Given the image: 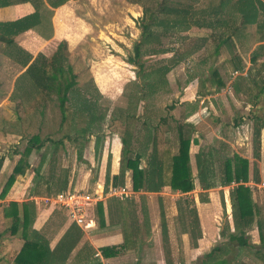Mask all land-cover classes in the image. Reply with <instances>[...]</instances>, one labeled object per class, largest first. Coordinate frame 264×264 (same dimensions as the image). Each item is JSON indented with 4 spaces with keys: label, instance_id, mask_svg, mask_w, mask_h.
<instances>
[{
    "label": "rangeland",
    "instance_id": "obj_1",
    "mask_svg": "<svg viewBox=\"0 0 264 264\" xmlns=\"http://www.w3.org/2000/svg\"><path fill=\"white\" fill-rule=\"evenodd\" d=\"M141 1L145 5H152L150 0ZM229 1L225 0L221 8L228 7L225 11H231V17L226 18L224 14L217 13L212 16L204 15L205 20L211 21L210 26L201 23V26H196L197 28L195 25H191L187 30L182 31H161L157 27H151L147 33L157 36V42L150 39L142 45L141 60H139L143 65L140 69L126 60L132 54L133 43L140 39L139 19L142 16V11L139 4L126 0H67L62 11L58 13L59 17L64 16L65 18V23L61 24L59 31L61 35H66L70 39L69 43L72 45L66 63L70 65L72 73L75 75L76 85L82 88L94 84L96 91H100L101 97L98 100L100 108L105 110V116L97 124L100 128L97 129L93 125L92 133L86 134L88 137L81 132L83 119L78 117L77 109L67 110L68 113L70 112L69 119L60 123V115L56 103H54L52 112H49V116L44 118L45 124L38 134L40 138H45V133L51 136L50 139L62 138V145L67 149L64 153L59 152L56 156L57 166L54 168L60 176L58 177L63 179L64 175L57 169L63 173V171H67L63 168L64 166L70 167V175H73L75 183L65 190L76 188L87 193H94V191L99 193L100 188H104L106 173L110 176L109 166L112 163L117 167V174L120 172L123 165L121 146L115 155L112 154L110 141L107 145L106 138L110 140L111 137L117 135L120 138L124 124L131 132L128 146L130 152L127 154L131 156L135 151L143 148V127L145 126L143 123L145 122L149 124L152 121L156 125L160 118L169 120L171 117V120L168 121L171 126L174 125L172 121H177L179 124L185 123L181 125H184V130L190 132L192 144L189 157L194 187L188 192L173 195L171 200H169V194L159 195L160 200H157L154 194L150 195L148 200L144 199L142 207L151 210L152 215L148 216V232H144L143 229L142 218L146 219L147 216L143 214L141 217V200L138 199L140 194L133 193L137 191L130 189L127 170H123L122 184L119 186H124L131 192L129 198L126 199L132 198L129 208L132 213L136 212V214L134 213L136 216L133 217L130 214V218L131 221L134 218L136 223L138 221V226H133L134 245L136 243V250L132 251L133 255H144L143 250H146L153 252L156 256L166 254L171 257L172 264H200L205 252L221 241L226 242V247L230 250L225 256L228 261L231 262V256L236 253L237 261L232 259L233 263L263 264L250 256L249 253L234 251V244L226 240L228 231L232 229L229 185H219L218 181L221 174L220 162L225 156H231L234 148L240 153L239 155L245 156L249 162H255L257 165V159L254 158L253 153L258 151L259 154L261 143L264 145V89H259L264 86V40H259V36L264 35V0H260L261 7V4L256 2L260 10L255 21L246 23L242 25L243 27L238 26L239 17H237L236 5L241 1L246 3L250 0H231L230 6H227ZM160 7L164 11H168L171 10L173 4L162 0ZM235 17L238 20L237 24L235 21L233 22ZM231 27L235 28L229 33ZM224 29L229 38L221 45L219 52L212 55L213 39ZM202 38L204 39L201 40ZM158 48L162 50L157 51ZM49 51L50 49H47L46 53ZM251 58L254 61H251ZM172 59H177V61L171 64ZM157 65L170 66L162 78L156 80L155 91L149 92L144 84L151 83L154 77L146 76L144 78L141 74L148 73ZM3 66L4 73H1L4 74L3 77L12 79L17 68L7 62ZM211 69H215L224 82V85L218 89L216 83L210 84L209 71ZM19 82L23 83V80L19 79ZM0 92L2 93L0 95L1 114L6 116L13 114V104L8 100L7 102L3 101V98L7 97L10 92L9 87H1ZM11 95L13 94L11 93ZM140 95L143 96L137 97ZM31 97L30 102L35 105L40 102L42 95L31 92ZM24 100H22V104H27ZM127 103H130V117L120 116L118 111H116L114 119L109 117L111 110L125 107ZM16 104L19 114H23L20 101ZM195 113H201L200 116L204 118L199 120L198 116H195L199 121L194 125V118L188 120L189 118L185 119L184 115ZM24 114L26 118L32 119V116H36V109L33 112L27 110ZM52 116L53 118H51ZM236 120L238 124L234 126ZM58 125H60L61 131L51 134ZM165 125L160 124L158 131L155 132L157 148L159 151L162 148H169V151L172 152L176 148L174 131L168 130ZM23 127L25 126L23 125ZM258 127L260 129L257 136L255 130ZM25 130V136L17 137L15 134L13 137L9 136L3 141L0 140V155L6 157L3 162V178L7 177V171L20 155L27 138L37 132L35 126H28ZM67 134L71 135V141L63 138ZM96 134L102 136L97 155L94 154ZM88 139L92 149L86 151L83 149ZM256 142L258 143L257 150H255ZM47 144L42 146V150ZM72 144L74 147L78 146L77 153L74 152ZM149 146L148 144L147 149ZM46 152L48 151L43 153L46 154ZM207 153H210L211 157ZM35 159L31 160L33 165H35ZM207 160L210 161L208 164L210 170H207ZM140 164L144 167L145 159H142ZM257 169L258 176L264 183V161ZM209 191L216 192L214 201L216 213L207 216L206 212L202 213L201 209L199 210L198 205L201 202H207ZM141 195L145 197V194ZM102 197L100 201L105 199L104 192ZM251 199L259 206L264 229V187L260 183L251 188ZM95 204H91L87 209L91 217H93ZM64 216L66 217L65 213ZM199 217L202 219L203 227L210 229L212 233L209 238L210 242L212 235L215 236L217 232L218 237L215 238V242L199 246L201 239ZM191 219H195L196 225H198L194 231V240L190 239L188 233L182 232V227L185 224L187 229L189 228ZM1 221L0 241L10 242L11 235L7 230L9 220L3 218ZM92 221L90 222L91 226L93 225ZM73 223L69 220L73 237H77L78 241L81 232ZM192 224L195 226V223ZM151 225L153 229L149 231ZM254 228L247 229L246 237L250 243L258 245L260 242ZM220 232H223L224 235L221 236ZM164 250L167 253H164ZM14 254L15 252L12 257ZM8 261L9 259H6L5 264ZM128 263L133 262L130 260ZM57 264L67 263L59 260Z\"/></svg>",
    "mask_w": 264,
    "mask_h": 264
},
{
    "label": "trees",
    "instance_id": "obj_2",
    "mask_svg": "<svg viewBox=\"0 0 264 264\" xmlns=\"http://www.w3.org/2000/svg\"><path fill=\"white\" fill-rule=\"evenodd\" d=\"M65 1L67 0H0V7L28 2L33 8L31 13L23 15L15 20L0 22V42L3 43L1 50H3L6 56L12 61L25 67V69L15 78V88H13L12 98L19 97L18 99L23 111L29 110L30 112H33L36 109V116H32V119L30 117L26 118L25 116L22 122L29 127L36 126L39 131L45 124L42 120L46 117L48 113L47 111H52V102H56V107L60 115V123L65 119H69L70 112L68 113L67 110L77 109L78 117L83 119L81 132L86 135L92 133L93 125L96 126L97 129L100 128L97 124L105 116V110H101L100 108L98 100L101 95L96 91L97 89L94 84L90 87H77L74 80L75 75L72 73L70 65L66 63L68 55L66 41L60 40L55 50L47 57L44 67L38 69L29 63L30 54L17 46L12 39V36L15 34L28 29L35 31L40 36L44 37L46 32L50 29L49 17L52 13V8L63 4ZM126 1L137 3L141 6L142 16L139 19L140 39L133 43L132 54L126 58L129 63L138 66L140 69L143 65L142 61H140L142 45L150 39L157 42V36H152L147 33L151 27H157L161 31H182L187 30L190 25L186 22L185 14L179 16L177 13L169 10L164 11V9L160 7L162 0H150L152 5H145L141 0ZM256 1L258 0H251L246 3L241 1L237 3V17L240 19L238 26H242L246 23H253L255 21L260 9L258 5H256ZM258 4H261L260 1H258ZM261 6L262 4L260 7ZM172 14H176V17L178 18L171 23L169 22L171 20L168 19L167 15ZM237 17H235V19ZM192 24L195 26H201V24L196 22ZM202 24L210 26L211 22ZM235 27H231L229 33H231ZM225 32V29L222 30L221 33L213 39L214 45L212 47V55H216L219 52L221 45L228 40L229 35L226 36ZM260 37L263 38V35H260ZM203 39L204 38L201 40ZM158 50L162 49L158 48L157 51ZM250 60L254 61L253 58ZM176 61L177 59H172L171 64ZM169 66L170 65H157L153 69H150L148 73L141 74L144 78L146 76H152V78L154 77L155 79H153L151 83L144 84L149 92L155 91L157 84L156 80L162 78L164 73L169 69ZM209 72L211 77V79H209L211 80L210 84L213 82L216 83L218 85L217 89L224 85V82L221 80L215 69H211ZM19 79H22L23 83H18ZM259 89H264V86H261ZM31 92L42 95L40 102L35 105L30 102L32 99ZM133 95L134 94H132V97H134ZM142 96L143 95L137 97L141 98ZM23 99H25L24 101L27 102V104H22ZM129 105L130 103H127V106L125 107H117V109L111 110L109 117L114 119L116 111H118L120 116L123 115L125 118L130 117ZM17 118H20L19 114H17ZM169 120H171V117ZM169 120L166 118H160L158 123L153 127L146 122L143 123V126L145 125L143 127L144 145L142 146V149L135 151L132 156L127 155L130 152L128 146L131 132L126 127V124H124L125 126L122 128V133L120 135L123 165L120 172L116 175L109 176L108 173H106L104 189H106L108 184L113 186L121 185L123 170H129L130 172V189L132 191L143 189L146 192H158L165 186L171 191H178L181 193L193 189V175L189 157V145L191 140L190 132L188 131V133L184 130V125H181L185 123L179 124L177 121H172L174 125L171 126V123L168 122ZM160 124H166L165 127L168 130L171 129L174 131L176 148L172 152L169 151V148H162L160 151L157 148L155 132L158 131ZM237 124L236 120L234 125ZM58 129L60 130V125L58 126ZM259 129L260 127L255 130L257 136ZM72 130L74 133L75 129L73 128ZM168 130L165 131L168 132ZM20 135L23 136L22 133ZM63 138L70 141L72 140L71 135H66ZM101 141L102 136L96 134L94 145L95 155L99 153L98 148L101 145ZM45 142H51L54 144V147L49 153L47 159H45L44 153L41 155L43 159L39 161L37 168L34 169V176L37 178L38 185H35V191L33 193L43 196L63 190L66 182L64 175L65 171L62 173V171L59 170V172L64 175L63 179H60L59 176L57 177V180H52L54 173L56 172L54 168L56 165L55 155L57 147L59 146L58 149H63L62 138L57 140H51L48 137L40 138L38 133H35L27 138L25 146L13 164L11 172L8 174L2 188L0 189V198L3 197L10 187L15 175L22 171L30 152L33 149L43 146ZM148 144L150 145L149 151H146ZM257 149L258 143L256 142L255 150ZM257 152L254 151L253 153L255 158L258 157ZM208 155L210 156V153ZM142 159H145L144 167L140 164ZM2 161L3 156L0 155V166ZM207 162V170H210L208 165L210 164V161L207 160ZM42 164L45 167L41 168ZM219 168L221 174L218 184L222 186H228L231 183L233 184L228 189L231 206L230 216L232 229L231 231H228L226 240L234 244V251L237 250L238 252L244 251L249 253L254 259L264 264L263 221L260 215L259 206L251 199V187L245 184L248 181L253 182V184L259 183L258 169L253 163L249 170L248 160L237 153H232L231 156H225L222 158ZM109 181L111 182L108 183ZM104 201L108 223L117 225L122 234V241L120 243L110 246H100L98 248L100 255L103 258H106L131 249L134 246L135 233L129 215L128 199L110 196L105 198ZM144 209L145 208L142 207L141 203V211L144 212ZM93 212L97 224L99 226L103 225L104 212L101 201L96 202ZM2 216L6 220H9L7 230L11 237L21 242L14 256L9 262H7V264H47L50 255L48 242L40 233L31 227L35 216L33 201L25 200L19 203L9 201L2 207ZM192 223H195V226ZM197 226L195 219H191L189 222V228L187 229V225L185 224L182 227V232L188 233L190 239L194 240V231ZM252 227H255L257 230L260 242L258 245L250 243L246 237L247 229H251ZM220 235L223 236V232H220ZM225 243L226 242L220 241L217 245L207 251L203 255L200 264H232L234 262L232 259L236 260V253H232L234 255L231 254V262L228 261L225 256L230 250L227 249ZM83 249H87L88 251L92 250L86 243H83L82 245V252H85ZM89 264H100V262L95 260Z\"/></svg>",
    "mask_w": 264,
    "mask_h": 264
},
{
    "label": "crops",
    "instance_id": "obj_3",
    "mask_svg": "<svg viewBox=\"0 0 264 264\" xmlns=\"http://www.w3.org/2000/svg\"><path fill=\"white\" fill-rule=\"evenodd\" d=\"M167 1L171 4H173V7H171V10H169V11L177 13L179 16H182V14H185L186 22L189 23L190 26L193 25L192 23H194V22L199 23V24L211 22V21L205 20L204 15H206V14L208 16L209 15H211V16L215 15L216 13L217 14H224L226 16V18H228L231 15V11H229V12L225 11L226 9H228V7L223 8V9L221 8V6L225 2V0H167ZM258 1H260V0H258ZM258 1H256V2H258ZM230 3H231V0L229 1V4L227 6H230ZM65 4H66V2L55 7V8H52V13L49 17L50 29H49V31L46 32V35L44 37L40 36L37 32H35L33 30H29V29L22 31V32H19V33L15 34L14 36H12V39L15 42V44L17 46H19L21 49H23L25 52L30 54L29 63H31L32 65H34L38 69H42L44 67L47 57L55 50V48H56V46L60 40H65L66 43L68 42L67 43V50H68V52L70 51V46H72L69 43L70 39L66 35H61V32L59 31V27L61 26V24L65 23V18H64V16H62V17L60 16L61 17L60 18L58 13L60 11H62V8ZM256 5H257V3H256ZM32 11H33V8L28 2L2 6V7H0V22L15 20V19H17L23 15L31 13ZM167 16H168V19L171 20V21H169L171 23H172V21H176L178 18V17H176L177 16L176 14L167 15ZM198 16H200V17H198ZM225 21H228V20H225ZM234 21L237 24L238 20L234 19L233 22ZM239 22H240V19H239ZM223 23H225V22H223ZM261 39L264 40V35H263V38H261L259 36V40L263 41ZM2 46H3V43L0 42V74L4 73L3 72V69H4L3 65L6 62L9 63V65L11 64V66L13 65L17 68V72L13 75L12 79H6L5 77H3L4 74H1V77H0V88L4 86V87H9V89H10L9 94L7 95V97L5 96L3 98L4 99L3 101L7 102V100H8V102H11L13 104V112H12L13 114L6 116V115H2L0 112V140L3 141L4 138H7L9 136L13 137L15 134L17 135V137H19V135L21 133L23 134V136H25L24 131H26L25 128L27 129L28 126H27V124L22 122L23 119L25 118L24 111L21 110V111H23L22 112L23 114H19V112L17 110L19 108H17L16 103L19 102V99H18L19 97L12 98V95H11V93L13 92V88H15V86H14L15 78L25 69V67L21 66L20 64L16 63L15 61H12L10 58H8L5 54V52L3 50H1ZM47 49H50L49 53H46ZM98 87H99V85H98ZM1 94L2 93L0 92V95ZM54 103H56V102H52V104H54ZM14 106H15V108H14ZM47 112L49 113V111H47ZM51 112L52 111H50V113ZM48 113L46 116H49ZM17 114L20 115L19 119L17 118ZM200 114L201 113H199V114L195 113V114H190L187 116L184 115V116H185V119L189 118L188 120H191L192 118H194L193 120H195V122H194V125H195L199 120H202L204 118L203 116H200ZM195 116H198L199 120ZM51 118H53V116ZM42 121H44V119ZM52 123L54 125V121ZM237 123H238V121H237ZM23 125L25 127H23ZM149 125L151 127H153V126H155V122L152 123V121H151V123L149 122ZM14 126H16V127H14ZM18 126H20V127H18ZM58 126L53 129L51 134H54V133L56 134V133L60 132V130L58 129ZM42 129H43V126L40 128L39 131H41ZM36 130H37V128H36ZM18 131H20V132H18ZM39 131L37 130L36 133L39 134ZM196 134H197V132H196ZM200 135H201V133H200ZM44 136H46L48 138L51 137L48 135V133H45ZM86 137H88V136L86 135ZM106 139H107L106 140L107 145L109 144V141H110V145H111L110 147H111L112 154L115 155L117 150L121 146L119 136L117 135L115 137H111L110 140H109V138H106ZM51 140H54V139H51ZM45 143H47V142H45ZM63 144H64V142H63ZM191 144H192V141L190 140L189 153H190ZM90 145H91L90 140L88 139L87 144L83 150L86 149V151H89V149L91 148ZM72 146L74 147V144H72ZM231 146L234 148V146L232 144H231ZM53 147H54V144L49 142L46 145L44 150H42V146H41L39 148L33 149L30 152V154L27 157L26 164L23 166L22 171L20 173H18L17 175H15L14 180L11 183L10 187L8 188L6 193L3 195V197L0 198V221L3 220V218H2V207L7 202L14 201V202L19 203V202H22L25 200H32L34 203V207H35V216L33 218L31 227L34 230H36L38 233H40L48 242V246L50 249V255H49L47 264H54V263L57 264L59 260L66 261L67 264H89V263H92V260L95 261L94 259H96V261H99L100 264H129L128 262H130V260H132V262H133L131 264H170V263L172 264L171 257L167 256L166 254H164V256H156L155 254H153V252L143 250L144 255H142V254L133 255L132 251L136 250V243L129 250H126V251L119 253L117 255H114V256L103 258L98 251V248L100 246L116 245L122 241V234H121L119 227L117 225H113V224L108 223L106 208H104V203H105L104 200L105 199L103 201H101L103 204V212H104V224L103 225L99 226L97 224L94 215L92 217V220H93L92 224L93 225L88 227V228H83L82 226H79V225L73 223V224H75V227H77L81 232V237L77 241V239H76L77 237L76 238L73 237V231L71 229V226L69 225V219L64 216V213L61 210L54 208V207H51V206H48V205L44 204L42 201H40L43 197H48V196H51L53 194L49 193V195H43V196L41 195L40 196V195L33 193L35 191V185H38L37 184V178H35V176H34V169L37 168L39 161H41L43 159V157L41 156L42 153L46 150L48 151L44 155L45 159H47L49 157V153L53 150ZM77 148H78V146L77 147L75 146L73 148L74 152H76V153L78 150ZM64 151H67V149H65V146L63 145V149H57L56 150L55 157L58 156L59 152L64 153ZM79 151H80V148H79ZM147 151H149V148L147 149ZM14 152H16V151H14ZM12 153H13V151H12ZM232 153L240 154L239 152H237L235 150V148H234V151L231 152V154ZM242 157H245V156H242ZM32 158H36L35 159L36 160L35 165H33L34 163L32 164V162H31ZM5 159H6V157L3 156V161H2L1 166H0V189L2 188V185L4 184V182L7 178V177L3 178L4 177L3 162ZM256 159H257V161H256L257 165L255 162L251 163L248 161L249 170L252 167L253 163L256 165V167H259L260 165H262V162L264 161V145L262 143H261V148H260L258 157ZM256 159H254V160H256ZM15 161L13 162V164L15 163ZM13 164H12V166H13ZM43 164L41 165L42 167L44 166ZM12 166L7 171L8 174L11 172ZM56 166H57V163H56L55 167ZM63 168L67 169V171H65V173H64L66 182H65V186H64L63 190H65L67 188L72 187L71 185L73 183H75V179L73 178V175H70V167L64 166ZM116 169H117V167H115V164H113V163L109 166L110 176L117 174ZM57 170L59 172V169H57ZM126 173L128 174V178H129V174H130L129 170H127ZM58 176H59V174L57 172H55L52 180H57ZM260 178L261 177L259 176V183L264 187V183H263L262 179H260ZM260 180H261V182H260ZM110 182L111 181H109V183ZM247 183H248L247 185H249L251 188H253L255 185H258V183L253 184L251 181H248ZM232 185L233 184L231 183L228 186V189ZM162 189L163 190L160 192H146L143 189H140L139 191L133 192V193L140 194L138 196V199L141 200V203H144L143 202L144 199L148 200V197H150V195H153V194L157 197V200L158 199L160 200L159 195H161V194H164V195L169 194V196H170L169 200L172 199L173 195L182 194V193L177 192V191H171L166 186L163 187ZM141 194H145V197H144V195H141ZM146 194H148V195H146ZM108 197H110V196H108ZM135 197H136V195L134 196V198ZM105 198H107V197H105ZM131 199L132 198L128 199L129 203H131ZM215 199H216V192L209 191L207 193V202H201L198 205L199 210L201 209L202 213L206 212L207 216H209V214L214 215L216 213V208L214 206ZM140 212H141V217H143V214H146L145 216H147L146 219L142 218V223H143L144 232H148V216L149 217L152 216L151 210L144 209V212L141 210H140ZM134 213L136 214V212H134ZM134 213H132V211L129 208V215L131 214V215H133V217H135L136 215H134ZM131 222H133L132 225L134 227L138 226V221H137V223L134 222V218H133V221H131ZM199 224H201V226H200V231H201V237L200 238L201 239L199 240V246H201V244H206V243L211 244L212 242H215V240H216L215 238L218 237L217 232H216L215 236L212 235V239L210 242L209 238H211L212 233H211L210 229L203 227L201 217H199ZM149 225H150V219H149ZM152 229H153V227L151 225V229H149V231H152ZM254 229L256 230V228H254ZM256 232H257V230H256ZM83 243L88 244L92 250L88 251L87 249L86 250L83 249L85 252H82ZM20 244H21V242L19 240H16L12 237H10V242L9 241H0V264H2V263L5 264L6 259L7 260L9 259V261H10L11 260L10 257H12L13 252H16V250L19 248ZM210 249H211V247H210ZM210 249H208V251ZM164 253H167L166 250H164Z\"/></svg>",
    "mask_w": 264,
    "mask_h": 264
},
{
    "label": "built area",
    "instance_id": "obj_4",
    "mask_svg": "<svg viewBox=\"0 0 264 264\" xmlns=\"http://www.w3.org/2000/svg\"><path fill=\"white\" fill-rule=\"evenodd\" d=\"M100 192L97 193H87L81 189H68L51 196L43 197L40 201L44 204L57 208L65 213L66 217L74 222L75 224L82 226L83 228H88L91 226L92 217L89 215L87 209L88 206L95 204L100 201L103 197V192L105 197L114 196L117 198H129L131 192L124 186H113L108 185L106 189L100 188Z\"/></svg>",
    "mask_w": 264,
    "mask_h": 264
}]
</instances>
